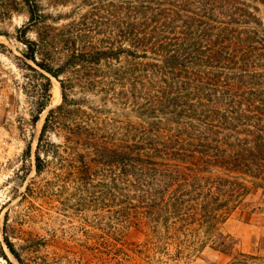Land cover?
<instances>
[{
	"label": "trees",
	"instance_id": "trees-1",
	"mask_svg": "<svg viewBox=\"0 0 264 264\" xmlns=\"http://www.w3.org/2000/svg\"><path fill=\"white\" fill-rule=\"evenodd\" d=\"M54 4L72 9L54 17L37 0H0V20L27 18L14 39L39 81L30 123L47 111L33 169L51 179L25 187L23 223L36 218L29 198L55 196L80 224L178 239L203 230L213 251L230 253L234 240L218 227L252 190L264 200V0ZM52 80L60 103L49 109ZM23 223L4 217L7 264L3 246L17 264H78L68 237Z\"/></svg>",
	"mask_w": 264,
	"mask_h": 264
},
{
	"label": "rangeland",
	"instance_id": "rangeland-1",
	"mask_svg": "<svg viewBox=\"0 0 264 264\" xmlns=\"http://www.w3.org/2000/svg\"><path fill=\"white\" fill-rule=\"evenodd\" d=\"M37 1L46 13L54 17L64 16L72 9L71 5L55 6L56 0ZM261 15L264 17V11ZM26 20L23 11L0 20V34H3L0 36V44L8 50L0 49L1 245L5 215L10 227L16 226L15 222L25 221L23 213L27 203L21 202L25 187L32 181L41 185L51 179L49 173L35 178L33 169V152L47 111L39 116L35 125L30 123L34 101L32 89L39 81L21 63L20 53L24 47L14 39L16 30ZM28 37L33 40L34 34L30 33ZM52 81L49 109L60 103L53 97ZM48 140L56 142L57 138L49 134ZM27 146H30V156L25 158ZM37 196L28 199L34 207L36 218L33 223H23L22 228L41 236H47L48 232L69 238L65 243L69 247L70 256L78 264H264V200L258 190H252L245 205L218 227L219 232L234 240L228 254L213 251L203 230H198L195 236L188 239H178L167 236L163 228L153 230L142 226L121 229L118 226L103 229L98 224H80L70 211H61L55 196ZM87 216L88 220L92 219L90 214ZM81 230L94 235H91L93 237L88 243H85L86 238ZM54 246L47 250H55ZM3 248L9 260L17 264ZM0 264L7 263L0 258Z\"/></svg>",
	"mask_w": 264,
	"mask_h": 264
},
{
	"label": "bare ground",
	"instance_id": "bare-ground-1",
	"mask_svg": "<svg viewBox=\"0 0 264 264\" xmlns=\"http://www.w3.org/2000/svg\"><path fill=\"white\" fill-rule=\"evenodd\" d=\"M53 82V81H52ZM53 97L59 102L60 101V88L59 85L54 81ZM54 100V99H53ZM54 105V104H53Z\"/></svg>",
	"mask_w": 264,
	"mask_h": 264
},
{
	"label": "water",
	"instance_id": "water-1",
	"mask_svg": "<svg viewBox=\"0 0 264 264\" xmlns=\"http://www.w3.org/2000/svg\"><path fill=\"white\" fill-rule=\"evenodd\" d=\"M55 81V80H54ZM56 82V81H55Z\"/></svg>",
	"mask_w": 264,
	"mask_h": 264
}]
</instances>
